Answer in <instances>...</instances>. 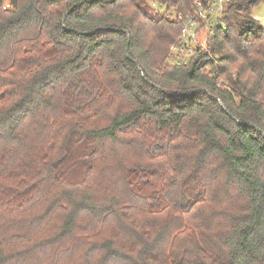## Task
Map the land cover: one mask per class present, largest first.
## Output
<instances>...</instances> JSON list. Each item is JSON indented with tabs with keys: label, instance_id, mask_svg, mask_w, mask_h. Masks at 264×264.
Listing matches in <instances>:
<instances>
[{
	"label": "trees",
	"instance_id": "trees-1",
	"mask_svg": "<svg viewBox=\"0 0 264 264\" xmlns=\"http://www.w3.org/2000/svg\"><path fill=\"white\" fill-rule=\"evenodd\" d=\"M154 1L0 0V264H264L263 0L187 66L195 0Z\"/></svg>",
	"mask_w": 264,
	"mask_h": 264
},
{
	"label": "built area",
	"instance_id": "built-area-1",
	"mask_svg": "<svg viewBox=\"0 0 264 264\" xmlns=\"http://www.w3.org/2000/svg\"><path fill=\"white\" fill-rule=\"evenodd\" d=\"M231 2L232 0H195L193 12L183 19L181 34L170 47L167 59L169 64L187 66L200 51L207 50L217 31L226 28L223 17ZM150 5L161 13L167 10L160 1L150 0ZM8 7L9 5L5 9Z\"/></svg>",
	"mask_w": 264,
	"mask_h": 264
},
{
	"label": "rangeland",
	"instance_id": "rangeland-1",
	"mask_svg": "<svg viewBox=\"0 0 264 264\" xmlns=\"http://www.w3.org/2000/svg\"><path fill=\"white\" fill-rule=\"evenodd\" d=\"M144 11L154 19H158L161 13L160 10L152 8L150 4L144 6ZM253 17L264 27V0L259 7L254 9ZM91 149L92 148L87 144L75 143L72 145L66 160L55 168V176L71 183L83 181L92 164L91 159L89 158ZM140 191L145 196L154 194L153 189L145 188L144 186L140 187ZM25 198L26 195H19L15 196L13 201L19 203Z\"/></svg>",
	"mask_w": 264,
	"mask_h": 264
}]
</instances>
